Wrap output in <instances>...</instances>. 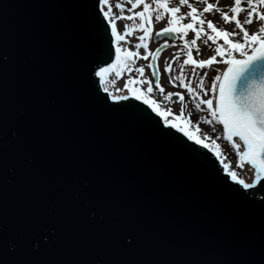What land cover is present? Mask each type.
I'll return each instance as SVG.
<instances>
[{
  "label": "water",
  "instance_id": "obj_1",
  "mask_svg": "<svg viewBox=\"0 0 264 264\" xmlns=\"http://www.w3.org/2000/svg\"><path fill=\"white\" fill-rule=\"evenodd\" d=\"M165 39L177 36H154ZM112 45L95 0H0V134L13 169L0 164V260L264 264V179L244 190L147 105L112 100L93 75L114 61Z\"/></svg>",
  "mask_w": 264,
  "mask_h": 264
},
{
  "label": "snow or ice",
  "instance_id": "obj_2",
  "mask_svg": "<svg viewBox=\"0 0 264 264\" xmlns=\"http://www.w3.org/2000/svg\"><path fill=\"white\" fill-rule=\"evenodd\" d=\"M131 3L133 9L138 5L143 3V11L135 12L133 15L123 16L116 15L114 13V8L118 9L120 13L124 12V7L120 2L115 3L113 6L110 3V0H95V10L98 13L99 18L102 21L107 22V27L110 28V44L114 41L115 43L125 42L126 36H130L135 31H140L143 34L138 36L136 39L137 43L133 45V48L140 49L143 48L146 53H148V45L146 43V38L149 35L151 30L152 15L150 12V5L144 3L143 0H128ZM155 4L156 14L155 20L159 21L163 17L160 10H163L164 13H167L169 19L167 21L168 26L157 31L155 36L157 39L161 36H167L174 33H180V38L184 39V36L187 35L189 30L195 34V38L191 40V43L188 44L185 41L186 48L188 52L186 58L183 60L184 65H191L193 67V73L196 68H205L215 63H223L226 65L222 70L221 74H216L212 77L210 85L207 89L204 88L203 79H201L198 87L200 88L203 96H208L209 93L213 94L215 99V106L213 107L212 99H200V103L197 105V108L200 105H208V112L211 117L217 121L218 124L223 126V138L231 143V147L236 149V155L238 157V162L235 167L244 169L245 165H250L252 169L255 170L256 179H261L264 176V0H246V8L242 7V0H233V3L229 6V12L225 11L221 13V19L224 23L234 22V28L232 31L221 30L215 26V22L212 20H205L200 18L197 8L193 7L191 4H187V0H179L180 5L187 4L189 11L184 15H177L180 12L179 7H169L167 0H153ZM204 7L203 13H208L210 11L219 12V7L214 6L212 3H208L207 0H203ZM245 13L246 18L241 22L240 19H237L240 13ZM186 17H190V23H180ZM258 21V30L256 33L249 34L245 30V24L251 25L254 20ZM134 18L139 19V24L132 25V31H129V26L124 25L123 34L118 33L116 27V20L127 19L133 20ZM199 23L200 28L195 27L196 23ZM148 25L147 27L145 25ZM207 24V28L215 34V39H222L226 45H228L231 51L228 52V58L223 61H217L216 56H223L224 51L221 48H216L215 55L204 60H195L191 55V47L197 44V39L201 37L204 32L203 25ZM239 29V31H236ZM243 34V43L233 42L229 37L237 36ZM215 39L212 35H207V41L215 42ZM157 47L154 53H148L152 56V59H157V54L160 52L161 48ZM197 54H200V49H196ZM239 53L240 58H234L232 53ZM139 56L137 51H130L128 48L115 47L114 51V61L110 59L105 63L98 64L96 70L93 72L95 77H99V82H103L105 77L111 73L115 72L117 78L120 77L121 72L124 70L131 71L132 69L128 68V64L133 60L134 57ZM147 59V55L143 57ZM173 60L179 59V57L173 54ZM8 61L7 54L0 55V67L6 64ZM154 65L149 64V68H153ZM164 71L169 73L171 71V64L168 61H165ZM135 72L139 73L141 77L144 75V69L136 68ZM153 75L158 76V73L153 72ZM207 76V73L203 74ZM176 78L170 81L174 87L177 84L174 82ZM185 75L183 68L179 70V87L185 88L187 93L190 96L196 97L193 87L185 82ZM109 83H112L109 80ZM137 83H144L147 85V93L153 91V87L150 81L141 80L136 81L128 80L124 83L123 87L127 89V92L131 94L132 100L141 101L143 105H147L158 117L164 119V127L170 129H176L179 132H182L183 136L188 140L193 141L195 145H199L203 149H207L209 152H213V148L210 147L209 143H206L205 140H211L213 145L216 144V140L219 139V136L213 138L209 133H205L203 137L196 135L193 131L189 130V127L182 125L181 123H169L167 116L172 115L171 109L161 110L158 106V103L151 98L146 97L143 94V90H140L136 87H129V85H134ZM155 88L160 91L161 94L164 93V89L161 87L159 79L155 82ZM104 92L108 94L109 97H112V93L108 92V89L105 87ZM175 95L180 100L184 99V96L181 93H167V98ZM115 100H124L132 102L129 99L128 95L113 97ZM179 118L183 119V111L181 110ZM188 125L192 123L191 118L188 120ZM196 132H199V127H197ZM12 137H15V132L11 133ZM233 137H238V140L242 144H238L233 141ZM218 147V145H217ZM242 149V150H241ZM8 153H9V140L6 134H0V164H2L7 171L11 172L13 169L8 167ZM217 159H219L220 153L214 152ZM224 172L227 177H230L231 182H234L237 185L242 186L243 189L255 188V183H245L244 180L237 178V173L231 171L227 164H224ZM264 189V184L260 185V191ZM39 241L34 242V250H39ZM16 245L7 241V252H15ZM0 264H3L0 260ZM16 264H27V261L18 258Z\"/></svg>",
  "mask_w": 264,
  "mask_h": 264
},
{
  "label": "rangeland",
  "instance_id": "obj_3",
  "mask_svg": "<svg viewBox=\"0 0 264 264\" xmlns=\"http://www.w3.org/2000/svg\"><path fill=\"white\" fill-rule=\"evenodd\" d=\"M195 1L193 0L192 2H189L188 4H191L193 7H195ZM210 1V0H208ZM233 0H228L227 1V6L232 4ZM244 1V2H243ZM120 2L123 7H124V12L120 13L118 9L114 8V13L116 15H123V16H129L133 15L135 12H140L143 11V3L138 5L135 9L132 8L131 3L128 2V0H110V3L114 6L115 3ZM144 3H148L150 5V12L152 15V22H151V30L149 32L148 37L146 38V43L148 45V53H154L155 49L158 47L153 42V36L157 31H160L161 29L165 28L168 26L167 21L169 19V16L167 13H164L163 10H160L162 19L159 21L155 20V14H156V9H155V4L153 3V0H143ZM168 6L169 7H182V11L177 13V15H184L186 14L189 9L187 7V4L185 5H180L179 0H167ZM214 2H218L217 0H214ZM242 3L244 4V7L246 8V0H242ZM184 6V7H183ZM203 6V4H202ZM222 6V5H221ZM222 7L219 8L220 11L216 13V18L213 16H208L205 18V20H212L215 22V26L218 29L221 30H227V31H232L234 28V22H229V23H224L221 19V13L225 12L228 10V7ZM196 8V7H195ZM198 14L206 15L207 13H203L202 9L197 8ZM231 15V13H229ZM246 18L245 13H240L239 18L241 22L243 19ZM254 22L251 25L245 24L243 25L245 30L249 32V34L256 33L258 30V21L255 20V17L253 18ZM191 18L186 17L184 20L180 21V23H190ZM116 27L117 31L120 34H123L124 32V25L127 24L129 26V31H132V25L139 24V19L134 18L133 20H127V19H119L116 20ZM146 27L148 26L147 24L145 25ZM195 27L200 28L201 26L197 22ZM204 32L205 34H202L199 39H197V44L195 46L191 47V55L192 58L195 60H204L208 59L211 56L215 55V50L216 48H221L224 51L223 56H216L217 61H223L224 59L228 58V52L231 51L224 43L222 39H215V34L211 32L210 29L207 28V24L203 25ZM236 31H239V29H236ZM143 33L140 31H135L133 32L132 35L126 36V40L128 43L125 42H120L118 43V47L122 48H128L130 51H137L139 53V56L134 57L133 60L128 64V68L132 69L131 71L129 70H124L121 72V75L119 78L116 76L113 77V86L117 91L119 92H127V89L123 87L124 83L128 80H133L135 79L136 81H141V80H147L151 82V85L153 87V91L149 94L146 91L147 85L144 83H137L134 85H129V87H136L140 90H143V94L148 97L153 99L158 103V106L161 108V110L165 109H171L172 115H168L167 119L170 120L169 122L173 123H181L184 126L189 127V130L193 131L194 134L199 135L203 137L205 133H209L213 138L216 136H219V139L216 140V144L213 145L211 143V140H205L206 143H209L210 147L214 149V152H219L221 160L228 165L229 169L231 171L236 172L237 169L239 170L240 168L235 167V165L238 162V157L234 155L233 148L231 147V143L224 138H222V129L220 125L217 123L216 120H214L211 115L208 112V105L203 104L200 105L199 108H197V105L200 103V99H214L213 94L209 93L208 96H203V94L200 91V88L198 87L201 79H203L204 83V88L207 89L210 85V81L213 76L216 74H221L222 75V70L224 68L223 63H213L210 66H207L205 68H196L195 72L193 73V67L191 65H184L183 60L186 58V54L188 52V48H186L185 41L188 42V44L191 43V40L195 38V34L189 30L186 36H184V39L180 38V33H177L179 36V39L175 43H165V45L168 46V50L163 52L160 57H159V66H160V71H161V81L160 85L164 89V93L161 94L158 89L155 88V84L153 81V78L151 76L149 64L151 60V55H148V53L145 52L143 48L140 49H135L133 48V45L138 42L136 39L138 36L142 35ZM207 35H212L215 39V42L213 41H205L207 40ZM229 39L233 42H240L243 43V34L241 33L240 35L237 36H232L229 37ZM200 49V54L198 55L196 52V49ZM173 54L175 56L179 57V59L173 60ZM147 55V59H144L143 57ZM239 56V53L233 52L232 56ZM165 61H168L171 64V71L169 73H166L164 71V64ZM136 68H142L144 69V75L143 77L140 76L139 73L135 72ZM183 68V72L185 75V82L190 84L193 87V91L196 95V97L199 98H194L193 96H190L187 93V90L185 88L179 87V70ZM207 73V76H204L203 74ZM175 79V83L177 84L176 87L173 86L172 83H170L171 80ZM167 93H181L184 96L183 100H180L179 102L171 103V97L167 98ZM183 111V119L181 120L179 118V114ZM191 118L192 123L188 125V120ZM197 127H199V132H196ZM213 131L215 135L213 134ZM218 145V147H217Z\"/></svg>",
  "mask_w": 264,
  "mask_h": 264
},
{
  "label": "bare ground",
  "instance_id": "obj_4",
  "mask_svg": "<svg viewBox=\"0 0 264 264\" xmlns=\"http://www.w3.org/2000/svg\"><path fill=\"white\" fill-rule=\"evenodd\" d=\"M242 7H244L243 4H242ZM180 11H182V7L180 8ZM116 47H118V44L116 45ZM233 57L234 58H240L239 56H235V55ZM225 67H226V65L224 66V68ZM115 76H116L115 72H111L109 74V76L107 78V81H106V84L104 86V88L106 87L108 89V92L112 93V97L111 98L113 99V97H119V96H124V95H128L130 97L131 96L130 93H128V92H119V91H117V89H115V87L113 86V77H115ZM109 80H111L112 83H109ZM214 106H215V99H213V107ZM168 121H170V120H168ZM169 123H171V122H169ZM212 135H215L214 131H213ZM222 136H223V132H222ZM232 142H235V143H238V144H242V142H240L238 140V137H234ZM213 151H214V149H213ZM236 151H237L236 149H233L234 155H236ZM236 157H237V155H236ZM236 173H237V178L238 179L244 180L245 183H255V185H257L258 182H261V180L263 178V177H261V179L257 180L256 179L255 170L252 169L250 165H245L244 169H239V170L237 169Z\"/></svg>",
  "mask_w": 264,
  "mask_h": 264
},
{
  "label": "flooded vegetation",
  "instance_id": "obj_5",
  "mask_svg": "<svg viewBox=\"0 0 264 264\" xmlns=\"http://www.w3.org/2000/svg\"><path fill=\"white\" fill-rule=\"evenodd\" d=\"M207 2L208 3H212L214 6H216V4L214 3V0H210V1L207 0ZM200 4H203V6H205L204 3H203V0H201ZM222 6L226 7L227 6V1H223Z\"/></svg>",
  "mask_w": 264,
  "mask_h": 264
}]
</instances>
